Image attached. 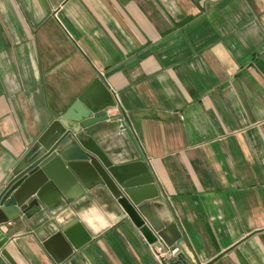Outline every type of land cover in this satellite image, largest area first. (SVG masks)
<instances>
[{
    "label": "crops",
    "instance_id": "obj_1",
    "mask_svg": "<svg viewBox=\"0 0 264 264\" xmlns=\"http://www.w3.org/2000/svg\"><path fill=\"white\" fill-rule=\"evenodd\" d=\"M77 100L109 119L75 137L145 164L177 249L100 184L1 225L0 264H264V0H0V192Z\"/></svg>",
    "mask_w": 264,
    "mask_h": 264
},
{
    "label": "water",
    "instance_id": "obj_2",
    "mask_svg": "<svg viewBox=\"0 0 264 264\" xmlns=\"http://www.w3.org/2000/svg\"><path fill=\"white\" fill-rule=\"evenodd\" d=\"M108 119L106 112L93 116L77 100L53 121L17 164L12 172L13 180L1 190L0 226L21 215L40 211L41 204L53 207L54 204L45 199L47 196L71 199L82 193L69 194L73 187L91 189L103 184L148 244L162 241L174 252L180 235H169L174 228L176 230L175 224L163 225L147 203L157 198L158 191L145 164L114 165L91 139L75 137L82 129ZM63 142L65 144L59 148ZM62 231L75 250L91 240L77 218L68 221ZM6 241L7 238L0 233V248Z\"/></svg>",
    "mask_w": 264,
    "mask_h": 264
},
{
    "label": "built area",
    "instance_id": "obj_3",
    "mask_svg": "<svg viewBox=\"0 0 264 264\" xmlns=\"http://www.w3.org/2000/svg\"><path fill=\"white\" fill-rule=\"evenodd\" d=\"M150 250L153 253V255L155 256V258L158 261L162 262V264H163V259L165 256V252H164L163 247L161 245H153L150 247Z\"/></svg>",
    "mask_w": 264,
    "mask_h": 264
},
{
    "label": "bare ground",
    "instance_id": "obj_4",
    "mask_svg": "<svg viewBox=\"0 0 264 264\" xmlns=\"http://www.w3.org/2000/svg\"><path fill=\"white\" fill-rule=\"evenodd\" d=\"M45 199L47 200V197H45Z\"/></svg>",
    "mask_w": 264,
    "mask_h": 264
}]
</instances>
